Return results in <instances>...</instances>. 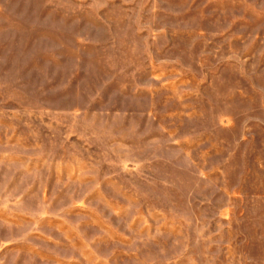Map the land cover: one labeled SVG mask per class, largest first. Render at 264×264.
Instances as JSON below:
<instances>
[{"label":"rangeland","instance_id":"obj_1","mask_svg":"<svg viewBox=\"0 0 264 264\" xmlns=\"http://www.w3.org/2000/svg\"><path fill=\"white\" fill-rule=\"evenodd\" d=\"M0 264H264V0H2Z\"/></svg>","mask_w":264,"mask_h":264},{"label":"crops","instance_id":"obj_2","mask_svg":"<svg viewBox=\"0 0 264 264\" xmlns=\"http://www.w3.org/2000/svg\"><path fill=\"white\" fill-rule=\"evenodd\" d=\"M2 0H0V34L4 32L5 30V10L4 7H2Z\"/></svg>","mask_w":264,"mask_h":264}]
</instances>
